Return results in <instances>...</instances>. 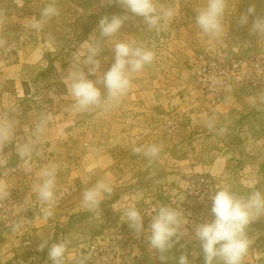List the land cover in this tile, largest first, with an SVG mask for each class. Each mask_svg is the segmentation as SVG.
<instances>
[{"label": "rangeland", "instance_id": "rangeland-1", "mask_svg": "<svg viewBox=\"0 0 264 264\" xmlns=\"http://www.w3.org/2000/svg\"><path fill=\"white\" fill-rule=\"evenodd\" d=\"M47 2L0 0V119L19 122L18 145L32 140L35 124L42 116L49 117L39 144L42 155L34 158L32 175L21 169L14 144L0 149V157L7 161L0 167V184L24 196L36 216L32 239L37 256L47 255V247H39L44 240L67 241L71 250L119 236L130 227L117 209L141 194L138 207L146 228L152 218L149 213L162 204L181 209L187 224L167 259L161 260L145 240L130 264H176L182 253L188 255L190 264H204L194 228L213 219L210 194L227 187L246 195L251 182L264 192V89H235L217 103L201 101L189 108L186 122L175 134L157 135L153 128L157 115L170 106L172 98L182 96L192 78V58L205 45L236 55L264 54V35L250 30L253 17L248 24L239 23L250 7L256 16H264V0H228L219 40L208 38L195 25L196 9L205 0H157L179 12L159 32L149 30L139 17L128 13L113 41L146 46L155 59L133 74L132 87L117 105L86 113L74 111L67 96L68 71L77 62L81 45L98 36L100 18L123 15L126 10L118 0H56L59 15L42 31L33 30L31 23ZM101 43L98 59L102 73L111 66L114 53L111 43ZM83 70L87 74V66ZM88 78L95 81L97 76ZM98 86L103 93V85ZM206 119L215 122L212 131L205 126ZM151 143L163 148L153 161L132 151L134 146ZM51 162L59 165L58 186L64 193L55 214L45 219L31 186L38 169ZM200 178L209 204H196L185 192L188 180L199 182ZM96 180L111 182L114 191L102 201L98 213L92 214L83 210L79 201L83 190ZM247 232L253 243L243 264H264V216L251 223ZM7 235L0 228V264H28L27 248L13 249ZM78 258L70 264H112L97 261L85 250Z\"/></svg>", "mask_w": 264, "mask_h": 264}, {"label": "clouds", "instance_id": "clouds-1", "mask_svg": "<svg viewBox=\"0 0 264 264\" xmlns=\"http://www.w3.org/2000/svg\"><path fill=\"white\" fill-rule=\"evenodd\" d=\"M126 10L123 15L113 14L102 16L97 25L98 36L85 41L76 54V63L67 74V96L72 101L74 111L86 113L93 108L109 109L117 105L132 87L133 74L139 73L153 63L155 53L148 47L137 45L129 41H113V37L121 32V28L128 13L139 17L149 30L159 32L165 25L179 14L178 10L169 5L162 6L157 0H118ZM228 11V0H205L202 7L196 9L195 25L208 38L219 40L224 33V17ZM60 10L56 0H48L42 7L39 17L31 23V28L42 31L44 25L58 16ZM251 22V32L264 35V16H256L255 9L249 8L239 17L242 25ZM102 41L111 43L114 60L111 66L102 73L101 61L98 56L102 49ZM87 66V74L83 70ZM89 75H96L97 79H89ZM98 85H103L104 92ZM49 117L42 116L34 127L33 139L23 144H15L19 122L8 118L0 119V149L9 144L15 145L16 155L21 162L22 170L29 175L33 173V160L42 155L39 144L43 136ZM205 126L212 131L215 122L205 120ZM162 145L151 143L132 147L136 154L153 161L162 152ZM7 161L0 157V167H5ZM59 165L51 162L40 167L36 173V181L31 191L42 206V216L50 219L57 209L59 199L64 191L58 186ZM90 179V178H89ZM88 179V180H89ZM88 180L84 182H88ZM246 195L233 192L230 188L219 187L210 194L211 214L213 219L195 225L194 234L200 242L204 264H243L245 256L253 243L248 235V226L259 217L264 216V192L256 188L255 182L247 185ZM114 185L107 180H96L81 194L79 203L83 210L96 214L102 201L110 198ZM8 195L4 184H0V198ZM142 199L137 194L132 201L117 209L122 221L134 230L137 237L146 234V240L151 250L159 254L161 260L167 259L166 254L183 237L182 229L187 219L181 209L170 205H160L153 208L151 221L145 229L143 216L138 207ZM154 213V214H153ZM40 249L47 247V255L52 264H66L68 242L58 240L49 243L44 240ZM83 264V262H81ZM176 264H190L187 254H181Z\"/></svg>", "mask_w": 264, "mask_h": 264}, {"label": "built area", "instance_id": "built-area-1", "mask_svg": "<svg viewBox=\"0 0 264 264\" xmlns=\"http://www.w3.org/2000/svg\"><path fill=\"white\" fill-rule=\"evenodd\" d=\"M191 80L185 85L182 96L172 98L170 106L157 115L153 132L157 135H172L181 130L189 108L201 101L213 104L228 97L235 89L261 91L264 89V54L236 55L227 50H217L205 45L197 53L190 65ZM199 182L190 179L186 182L185 192L193 202L209 204L205 199V190ZM36 216H32L31 208L24 196L8 191V195L0 198V228L8 235L12 248L24 246L28 250V264H52L48 255L39 257L33 244V229ZM145 229L146 226L144 225ZM145 234L137 237L132 228L124 230L119 236L108 241L88 244L68 250L66 264L79 260L82 250L92 254L99 261L120 262L130 264L136 255V249L146 240ZM13 252V250H12ZM105 263V262H104Z\"/></svg>", "mask_w": 264, "mask_h": 264}]
</instances>
